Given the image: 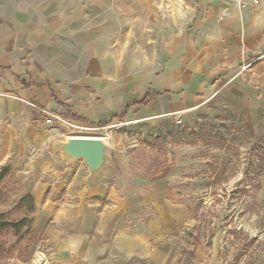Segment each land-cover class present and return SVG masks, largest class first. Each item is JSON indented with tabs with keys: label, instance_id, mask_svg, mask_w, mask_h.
I'll return each mask as SVG.
<instances>
[{
	"label": "rangeland",
	"instance_id": "374dc122",
	"mask_svg": "<svg viewBox=\"0 0 264 264\" xmlns=\"http://www.w3.org/2000/svg\"><path fill=\"white\" fill-rule=\"evenodd\" d=\"M191 1L0 0V13L31 11L34 24L48 16L52 27L68 18L79 21V49L75 44L74 51L58 53L38 47L30 54L43 70L59 69V79L71 80L77 78L74 68L92 56L99 62L122 54L126 60H150L153 37L186 29ZM97 126L103 129L87 136H111L110 129ZM244 129L204 110L179 125L124 123L114 131L112 150L111 139H104L108 155L97 176L113 156L130 173L176 176L171 182L178 196L170 204L162 198L153 208L142 204L143 190L132 180L124 208L105 198L84 199L61 184L36 199L40 177L31 179L23 166L1 167L0 213L10 221L33 218L19 236L0 235V264H205L197 257L212 255L218 264H264V133ZM26 195L35 199L33 214L16 207ZM157 207L166 223L153 229Z\"/></svg>",
	"mask_w": 264,
	"mask_h": 264
},
{
	"label": "crops",
	"instance_id": "0c3cea01",
	"mask_svg": "<svg viewBox=\"0 0 264 264\" xmlns=\"http://www.w3.org/2000/svg\"><path fill=\"white\" fill-rule=\"evenodd\" d=\"M191 2L186 29L153 37L154 49L147 51L150 60H126L122 54L120 59L99 62L91 55L82 67L74 68L77 78L71 80L59 79L62 73L52 66V71L43 70L30 54L38 47L58 53L74 51L75 44L79 49V21L68 18L69 23H59L54 31L48 16L34 24L31 11L14 8L7 16L0 13V168L19 165L31 179L40 177L36 199L61 184L79 197L105 198L117 208L128 204L132 180L143 190L142 204L153 208L160 206L162 198L169 203L178 196L171 182L176 176L163 172L148 178L130 173L121 169V158L115 156L104 173L93 175L81 160L64 156L60 146L67 137L54 118L52 124L45 122L50 114L105 126L111 136L103 139H111V150L116 143L114 131L124 123L188 121L204 110L217 112L224 124L240 125L251 135L258 129L257 135H262L264 0L241 12L228 0ZM71 36L73 41L68 40ZM88 48L91 52L89 39ZM146 95L148 103L139 105ZM185 179L190 180L187 175ZM53 194L50 191V197ZM157 211L153 229L166 223L160 208ZM213 257L196 260L218 264Z\"/></svg>",
	"mask_w": 264,
	"mask_h": 264
},
{
	"label": "water",
	"instance_id": "95a60500",
	"mask_svg": "<svg viewBox=\"0 0 264 264\" xmlns=\"http://www.w3.org/2000/svg\"><path fill=\"white\" fill-rule=\"evenodd\" d=\"M60 149L68 160H81L93 175L102 169L108 155L107 143L101 137L68 136Z\"/></svg>",
	"mask_w": 264,
	"mask_h": 264
},
{
	"label": "built area",
	"instance_id": "2783aa9c",
	"mask_svg": "<svg viewBox=\"0 0 264 264\" xmlns=\"http://www.w3.org/2000/svg\"><path fill=\"white\" fill-rule=\"evenodd\" d=\"M231 2L233 7L241 12L245 10H252L257 7L259 4V0H228ZM243 69L245 66L242 67ZM53 118L58 122L59 126L63 128V130L67 133H69V136H87L88 134H95L96 131L103 129V127H99L96 125H83L74 122L70 119L60 118L58 116H55L53 114H50L49 118L45 120L47 124L53 123ZM175 124L179 125L181 123V120L179 118L175 119ZM118 125H121V123H118Z\"/></svg>",
	"mask_w": 264,
	"mask_h": 264
},
{
	"label": "trees",
	"instance_id": "16d2710c",
	"mask_svg": "<svg viewBox=\"0 0 264 264\" xmlns=\"http://www.w3.org/2000/svg\"><path fill=\"white\" fill-rule=\"evenodd\" d=\"M149 101V95H146V97L139 102V105H145ZM102 126V125H100ZM26 206L28 213L33 214L35 213V203L34 199L31 195H26L19 199V201L16 204V207L21 208ZM28 215L23 216L19 220L16 221H10L7 218H4L3 214L0 213V235L7 231H12V233L15 236H19L21 234L22 229L26 228V230L29 229L32 218H27Z\"/></svg>",
	"mask_w": 264,
	"mask_h": 264
}]
</instances>
